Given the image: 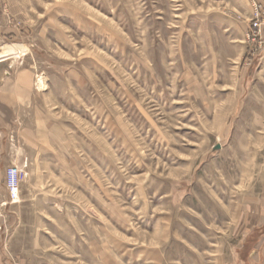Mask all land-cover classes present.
I'll return each mask as SVG.
<instances>
[{"label": "rangeland", "instance_id": "rangeland-1", "mask_svg": "<svg viewBox=\"0 0 264 264\" xmlns=\"http://www.w3.org/2000/svg\"><path fill=\"white\" fill-rule=\"evenodd\" d=\"M247 2L242 52L206 25L240 0H0L28 41L3 53L42 52L26 61L46 116L0 186V264H264V85L239 99L258 45Z\"/></svg>", "mask_w": 264, "mask_h": 264}, {"label": "crops", "instance_id": "crops-1", "mask_svg": "<svg viewBox=\"0 0 264 264\" xmlns=\"http://www.w3.org/2000/svg\"><path fill=\"white\" fill-rule=\"evenodd\" d=\"M256 1L262 6L264 17V0ZM228 6L224 12H212L206 20V25L215 27L220 38L230 44L231 49L236 48L245 52V34L250 28L252 8L247 0H240V4L234 9ZM234 13L242 15L243 20H238ZM210 32L209 30L206 37L208 39L210 37L213 42L215 35ZM26 34V31L6 27L0 17V55L6 45H15L23 50L28 45ZM31 48H28L29 54L24 52L19 58L15 57L10 72L0 85V186L4 187L7 168L18 162L19 164L29 162V154L32 153L29 145L35 144L40 135L41 123L46 121L42 105L37 101L39 94L35 91V85H39L37 70L27 65L26 61L27 55L37 60L42 52L33 46ZM244 80L248 81L251 87L249 85L243 87L239 98L240 104L254 96L257 97L254 86L256 83L264 85V53L252 68L245 69ZM14 132L19 133V149H15L10 140ZM12 154L16 158H13ZM4 196L9 199L7 191Z\"/></svg>", "mask_w": 264, "mask_h": 264}, {"label": "built area", "instance_id": "built-area-1", "mask_svg": "<svg viewBox=\"0 0 264 264\" xmlns=\"http://www.w3.org/2000/svg\"><path fill=\"white\" fill-rule=\"evenodd\" d=\"M253 3V15L251 31L247 35L248 42H254L257 45V51L254 53L253 58L250 62V66H253L258 58L264 53V17H262V6L256 1L251 0ZM12 170V169H11ZM10 182L8 187L10 190V199H16L19 195L18 190V179L19 172L17 169L12 170Z\"/></svg>", "mask_w": 264, "mask_h": 264}, {"label": "water", "instance_id": "water-1", "mask_svg": "<svg viewBox=\"0 0 264 264\" xmlns=\"http://www.w3.org/2000/svg\"><path fill=\"white\" fill-rule=\"evenodd\" d=\"M14 57L0 59V85L2 84L6 75L10 72ZM218 146L216 149H219Z\"/></svg>", "mask_w": 264, "mask_h": 264}, {"label": "bare ground", "instance_id": "bare-ground-1", "mask_svg": "<svg viewBox=\"0 0 264 264\" xmlns=\"http://www.w3.org/2000/svg\"><path fill=\"white\" fill-rule=\"evenodd\" d=\"M7 47L11 48V49H5V53L0 55V59L10 58V57H14V58L18 57L19 58L22 55V52L20 50H15V48L13 46H7Z\"/></svg>", "mask_w": 264, "mask_h": 264}]
</instances>
